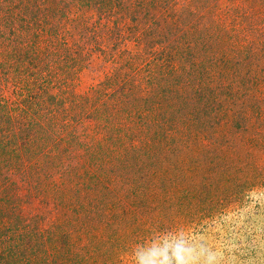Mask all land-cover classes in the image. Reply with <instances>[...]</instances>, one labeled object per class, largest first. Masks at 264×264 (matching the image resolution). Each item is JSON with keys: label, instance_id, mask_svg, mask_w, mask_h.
Masks as SVG:
<instances>
[{"label": "rangeland", "instance_id": "374dc122", "mask_svg": "<svg viewBox=\"0 0 264 264\" xmlns=\"http://www.w3.org/2000/svg\"><path fill=\"white\" fill-rule=\"evenodd\" d=\"M37 7L26 8L28 20L42 23L40 38L58 47L54 92L84 95L124 79L127 112L158 101L163 108L157 120L135 118L122 133L117 117L96 129L104 138L97 144L83 141L90 130L77 126L78 139L60 145L63 159L51 170L65 199L22 194L17 212L57 230L58 245H72L63 253L70 264H139L157 250L165 264H264V0ZM104 114L82 120L106 124ZM151 131L163 142L148 147Z\"/></svg>", "mask_w": 264, "mask_h": 264}, {"label": "trees", "instance_id": "16d2710c", "mask_svg": "<svg viewBox=\"0 0 264 264\" xmlns=\"http://www.w3.org/2000/svg\"><path fill=\"white\" fill-rule=\"evenodd\" d=\"M45 1L0 0V264H70L72 258L70 261L66 257L71 255L72 245L68 242L58 245L61 236L57 230L49 233L31 226L27 218L17 212L16 201L22 194L39 195L60 202L65 199L67 190H62L51 179L54 175L51 170L58 166L60 158L63 159L62 151H58L60 145L71 148L70 143L78 139L75 136L77 126L90 130L91 134H84L83 141L97 144L104 138L97 140L99 132L96 129L112 128L117 117H120L118 126L122 133L129 124H134L135 118L157 120L158 111L163 108L158 101L144 110L137 104L135 112H127L125 99L131 88L129 80L124 79L120 80L122 84L119 87L110 79L84 95H73L67 90L54 92L55 88H60L51 80L56 79L53 71L60 69L55 67L56 62L52 63L58 47L45 44L40 36L46 27L39 22L32 24L26 15V8H40L37 5ZM18 19L26 22V27H19ZM34 28L35 34L30 32ZM18 31L19 35H16ZM28 34L31 39H28ZM15 37L18 45L13 44ZM63 44L67 45L66 42ZM175 55L172 52L169 58ZM210 71L214 76L215 69ZM219 71L223 74L236 72L231 69ZM105 109L109 116L106 124L96 122L93 125L82 120L83 116L87 121L94 116L92 120H102ZM70 127L69 133L67 129ZM158 131H151L145 137L148 147L163 142L158 138ZM121 133L120 139L124 141L126 136ZM63 253L67 254L66 257ZM55 256L59 257V262L51 259Z\"/></svg>", "mask_w": 264, "mask_h": 264}, {"label": "clouds", "instance_id": "9594fccd", "mask_svg": "<svg viewBox=\"0 0 264 264\" xmlns=\"http://www.w3.org/2000/svg\"><path fill=\"white\" fill-rule=\"evenodd\" d=\"M163 250L153 251L147 256L138 257L139 264H165L164 260H156V256H162Z\"/></svg>", "mask_w": 264, "mask_h": 264}]
</instances>
